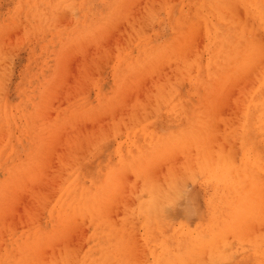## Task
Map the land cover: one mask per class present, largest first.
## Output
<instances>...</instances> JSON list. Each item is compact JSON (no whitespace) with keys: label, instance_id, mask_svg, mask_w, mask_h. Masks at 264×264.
Returning a JSON list of instances; mask_svg holds the SVG:
<instances>
[{"label":"rangeland","instance_id":"374dc122","mask_svg":"<svg viewBox=\"0 0 264 264\" xmlns=\"http://www.w3.org/2000/svg\"><path fill=\"white\" fill-rule=\"evenodd\" d=\"M0 264H264V0H0Z\"/></svg>","mask_w":264,"mask_h":264}]
</instances>
